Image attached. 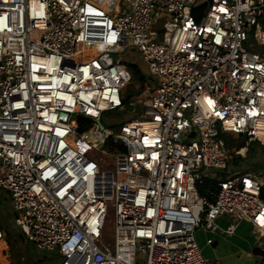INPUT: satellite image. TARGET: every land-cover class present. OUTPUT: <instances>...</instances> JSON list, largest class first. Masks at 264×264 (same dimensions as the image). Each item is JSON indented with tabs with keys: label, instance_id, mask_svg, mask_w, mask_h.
I'll use <instances>...</instances> for the list:
<instances>
[{
	"label": "built area",
	"instance_id": "2783aa9c",
	"mask_svg": "<svg viewBox=\"0 0 264 264\" xmlns=\"http://www.w3.org/2000/svg\"><path fill=\"white\" fill-rule=\"evenodd\" d=\"M128 107L118 132L103 125ZM225 133L246 145L231 150ZM253 143L264 146V0H0V191L38 252L211 264L196 234L220 218L228 237L250 224L264 251V170L236 164Z\"/></svg>",
	"mask_w": 264,
	"mask_h": 264
},
{
	"label": "rangeland",
	"instance_id": "374dc122",
	"mask_svg": "<svg viewBox=\"0 0 264 264\" xmlns=\"http://www.w3.org/2000/svg\"><path fill=\"white\" fill-rule=\"evenodd\" d=\"M124 62L130 66L140 65L142 71L146 72V66L142 64L141 59L136 52L129 50L124 55ZM131 67V66H130ZM145 74L133 70V82L143 80ZM127 102L137 96L133 85L126 89ZM135 109L128 107L126 112L109 111L104 113L102 118L103 125L115 133L119 131L120 125L133 118ZM228 143L229 148L239 149L246 145L244 139L238 138L234 134L225 133L221 136ZM247 157L243 160L236 159V164L240 167L239 171L255 173L264 170V149L258 144H250ZM245 153V151H243ZM116 162H111V169L115 170ZM4 191H0V227L5 233V242L0 243V264H61L59 255H47V253L38 252L31 243L27 242L21 230L14 223V214L8 203ZM115 231L114 211L110 210L106 220L104 240L113 245ZM211 239L214 245H208L207 241ZM197 243L202 250L203 256L211 261V264H217L224 260V257H234L240 264H256L257 257L253 250L257 247V239L251 233V228L245 227L239 229L234 239H216L211 232L199 231L196 234ZM227 240L225 247L224 241ZM38 253H41L39 255ZM250 253L252 257L249 258ZM50 256V257H49Z\"/></svg>",
	"mask_w": 264,
	"mask_h": 264
},
{
	"label": "crops",
	"instance_id": "0c3cea01",
	"mask_svg": "<svg viewBox=\"0 0 264 264\" xmlns=\"http://www.w3.org/2000/svg\"><path fill=\"white\" fill-rule=\"evenodd\" d=\"M217 225L219 226L220 230H218V231L215 232V233H212V234H214V235L216 236V239H234V238L236 237V235H237L239 229H241V228H245V227H247V226H248V228H251V229H252V226H251L250 224H248V223H246V222H243V223H241V224L239 225V227H238L236 233H235L233 236L228 237V236H226V235L223 233V230H225V229L227 228V226H228V220L225 219V218H220V219H218V221H217ZM207 233H208V232H207ZM224 245H225V247L227 246V240L224 241ZM213 246H214V243H213ZM248 254H250V253H248ZM250 257H252L251 254L249 255V258H250ZM223 259H224V260H221L220 264H240V263L238 262V260H235L234 257H232V256H230V257H227V256H226V257H224ZM257 262H260V257H257V261L254 262V263H257Z\"/></svg>",
	"mask_w": 264,
	"mask_h": 264
},
{
	"label": "trees",
	"instance_id": "16d2710c",
	"mask_svg": "<svg viewBox=\"0 0 264 264\" xmlns=\"http://www.w3.org/2000/svg\"><path fill=\"white\" fill-rule=\"evenodd\" d=\"M131 68L132 69H136V67L134 66V65H131ZM138 72V71H137ZM254 144V143H253ZM256 144H258V143H256ZM258 146H260V147H262V149H264V146H262V145H260V144H258ZM249 154V153H248ZM239 159H241V158H239ZM238 160V159H237ZM237 160H236V162H237ZM241 160H243V159H241ZM262 166H264V163H263V165ZM215 185H216V183L214 182V181H212L211 179H207L206 181H204V183L202 184V185H200L199 186V188H198V191H199V193L201 194V195H203V196H206V192H207V190L208 189H213L214 187H215ZM261 197L264 199V188H262V191H261ZM39 255H41V253H38ZM253 254H254V256H256V257H260V262L261 263H264V251L262 250V249H260V248H255L254 250H253ZM48 255V254H47ZM50 257V256H49Z\"/></svg>",
	"mask_w": 264,
	"mask_h": 264
},
{
	"label": "bare ground",
	"instance_id": "6f19581e",
	"mask_svg": "<svg viewBox=\"0 0 264 264\" xmlns=\"http://www.w3.org/2000/svg\"><path fill=\"white\" fill-rule=\"evenodd\" d=\"M134 180H135V182H139V179L138 180L134 179Z\"/></svg>",
	"mask_w": 264,
	"mask_h": 264
},
{
	"label": "water",
	"instance_id": "95a60500",
	"mask_svg": "<svg viewBox=\"0 0 264 264\" xmlns=\"http://www.w3.org/2000/svg\"><path fill=\"white\" fill-rule=\"evenodd\" d=\"M64 117H66V116H64ZM101 127L103 128V125H101ZM214 246H216V245H214Z\"/></svg>",
	"mask_w": 264,
	"mask_h": 264
},
{
	"label": "snow or ice",
	"instance_id": "6c2138e0",
	"mask_svg": "<svg viewBox=\"0 0 264 264\" xmlns=\"http://www.w3.org/2000/svg\"><path fill=\"white\" fill-rule=\"evenodd\" d=\"M223 11V10H222ZM209 103H211V102H209Z\"/></svg>",
	"mask_w": 264,
	"mask_h": 264
}]
</instances>
